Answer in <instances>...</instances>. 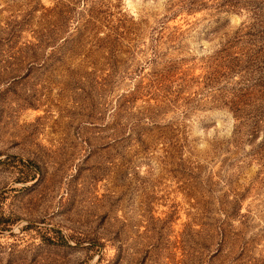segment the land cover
Masks as SVG:
<instances>
[{
	"label": "rangeland",
	"instance_id": "374dc122",
	"mask_svg": "<svg viewBox=\"0 0 264 264\" xmlns=\"http://www.w3.org/2000/svg\"><path fill=\"white\" fill-rule=\"evenodd\" d=\"M0 264H264V0H0Z\"/></svg>",
	"mask_w": 264,
	"mask_h": 264
}]
</instances>
